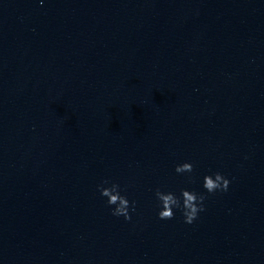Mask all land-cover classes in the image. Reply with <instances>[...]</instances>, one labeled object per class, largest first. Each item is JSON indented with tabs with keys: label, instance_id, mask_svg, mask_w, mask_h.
<instances>
[{
	"label": "water",
	"instance_id": "water-1",
	"mask_svg": "<svg viewBox=\"0 0 264 264\" xmlns=\"http://www.w3.org/2000/svg\"><path fill=\"white\" fill-rule=\"evenodd\" d=\"M0 264H264V0H0Z\"/></svg>",
	"mask_w": 264,
	"mask_h": 264
},
{
	"label": "clouds",
	"instance_id": "clouds-1",
	"mask_svg": "<svg viewBox=\"0 0 264 264\" xmlns=\"http://www.w3.org/2000/svg\"><path fill=\"white\" fill-rule=\"evenodd\" d=\"M175 171L177 174H191L193 172V165L186 162L178 165ZM103 183L108 184L109 181H104ZM229 183L220 173H215L214 178L211 175L204 177L203 188L209 194H215L217 191L226 192ZM98 191H100L102 197L107 198L108 206L113 207V216H122L126 221L131 219L129 209L131 208L132 211H135V202H131L130 204L127 197L121 195L119 184L112 183L110 187H103L101 185L98 187ZM155 196L160 202L161 210L159 211L158 218L161 220H172L174 218L173 209H179L185 218L184 222L192 224L198 218V213L205 210L203 205L205 197L196 192L182 189L180 196H177L172 192L165 193L157 189Z\"/></svg>",
	"mask_w": 264,
	"mask_h": 264
}]
</instances>
